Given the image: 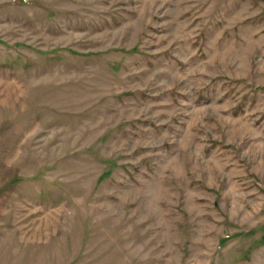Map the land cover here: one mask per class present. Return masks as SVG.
Here are the masks:
<instances>
[{"label": "rangeland", "instance_id": "1", "mask_svg": "<svg viewBox=\"0 0 264 264\" xmlns=\"http://www.w3.org/2000/svg\"><path fill=\"white\" fill-rule=\"evenodd\" d=\"M0 264H264V0H0Z\"/></svg>", "mask_w": 264, "mask_h": 264}]
</instances>
